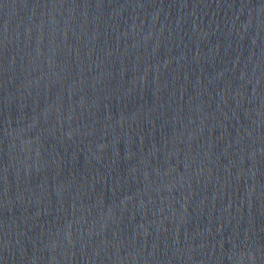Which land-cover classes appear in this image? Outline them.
<instances>
[{
  "label": "water",
  "instance_id": "1",
  "mask_svg": "<svg viewBox=\"0 0 264 264\" xmlns=\"http://www.w3.org/2000/svg\"><path fill=\"white\" fill-rule=\"evenodd\" d=\"M0 264H264V0H0Z\"/></svg>",
  "mask_w": 264,
  "mask_h": 264
}]
</instances>
